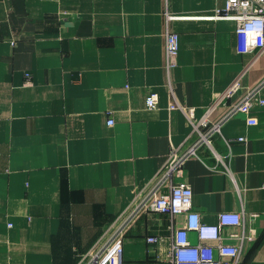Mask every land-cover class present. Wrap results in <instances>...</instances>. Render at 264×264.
Segmentation results:
<instances>
[{
  "label": "crops",
  "instance_id": "0c3cea01",
  "mask_svg": "<svg viewBox=\"0 0 264 264\" xmlns=\"http://www.w3.org/2000/svg\"><path fill=\"white\" fill-rule=\"evenodd\" d=\"M225 2L0 0V264H76L171 149L196 141L188 110L193 124L222 122L175 181L190 186L203 223L240 214L224 234L246 236L241 264H264V105L253 103L254 125L225 118L264 77V52H238L235 22L213 17ZM167 32L179 36L171 90ZM184 226L183 215L143 213L124 234L121 264H172V234Z\"/></svg>",
  "mask_w": 264,
  "mask_h": 264
},
{
  "label": "built area",
  "instance_id": "2783aa9c",
  "mask_svg": "<svg viewBox=\"0 0 264 264\" xmlns=\"http://www.w3.org/2000/svg\"><path fill=\"white\" fill-rule=\"evenodd\" d=\"M215 19H229L236 24L235 33L238 39V52L257 55L264 52V0H226L222 9H216ZM172 19V16L167 15ZM179 36L175 32L165 34L164 69L167 86L171 90L170 75L177 66ZM28 77V75H26ZM264 86V77L242 99L228 108L225 118L234 113L247 116V123L254 125L256 121L248 118L254 102L264 105V98L258 93ZM238 90L235 81L226 92L220 95L218 101L232 97ZM159 97L156 92H150L145 99L148 109H156ZM184 107L176 103L169 109ZM214 108V107H213ZM193 125L197 139L185 149L172 148L165 165L151 182L144 187L132 202L119 214L97 243L88 251L78 256L76 264H121L123 237L126 230L146 212H156L171 218L185 216V226L174 229L170 244V260L172 264H241L243 234L230 232L224 234L225 228L240 227L241 215L236 212H220L216 224L203 223L199 213L192 207V190L183 181H175L181 175V168L187 159L197 157L201 147L211 148V139L218 132L222 121L211 124L207 119L193 124V110L186 111ZM111 125L112 121H108ZM239 141L243 138H239ZM219 163V161H217ZM217 165L210 167L217 170ZM167 186V190L162 189ZM195 233L197 242L190 241L188 235ZM159 238L150 236L148 243H155ZM227 240L237 241V244L227 243Z\"/></svg>",
  "mask_w": 264,
  "mask_h": 264
}]
</instances>
